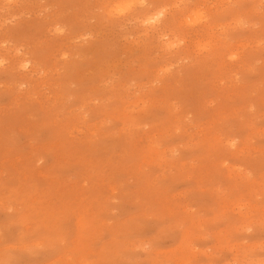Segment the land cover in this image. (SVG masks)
Listing matches in <instances>:
<instances>
[{"label": "rangeland", "instance_id": "rangeland-1", "mask_svg": "<svg viewBox=\"0 0 264 264\" xmlns=\"http://www.w3.org/2000/svg\"><path fill=\"white\" fill-rule=\"evenodd\" d=\"M0 264H264V0H0Z\"/></svg>", "mask_w": 264, "mask_h": 264}]
</instances>
